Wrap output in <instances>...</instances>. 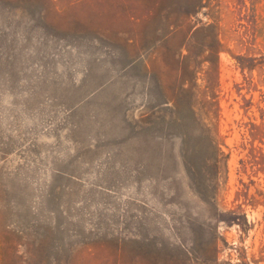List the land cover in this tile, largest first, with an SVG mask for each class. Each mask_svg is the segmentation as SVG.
<instances>
[{
	"label": "rangeland",
	"instance_id": "374dc122",
	"mask_svg": "<svg viewBox=\"0 0 264 264\" xmlns=\"http://www.w3.org/2000/svg\"><path fill=\"white\" fill-rule=\"evenodd\" d=\"M0 264H264V0H0Z\"/></svg>",
	"mask_w": 264,
	"mask_h": 264
}]
</instances>
